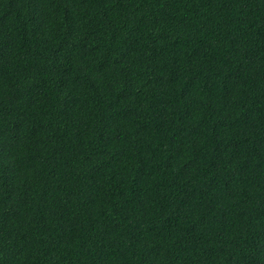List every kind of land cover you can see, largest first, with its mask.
<instances>
[{
    "label": "trees",
    "instance_id": "trees-1",
    "mask_svg": "<svg viewBox=\"0 0 264 264\" xmlns=\"http://www.w3.org/2000/svg\"><path fill=\"white\" fill-rule=\"evenodd\" d=\"M0 264H264V0H0Z\"/></svg>",
    "mask_w": 264,
    "mask_h": 264
}]
</instances>
